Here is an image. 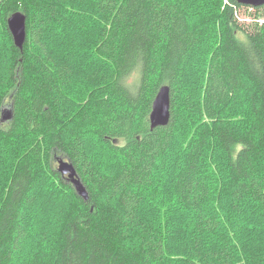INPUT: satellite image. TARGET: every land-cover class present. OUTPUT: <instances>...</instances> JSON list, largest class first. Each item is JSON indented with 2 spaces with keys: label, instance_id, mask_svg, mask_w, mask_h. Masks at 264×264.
Wrapping results in <instances>:
<instances>
[{
  "label": "trees",
  "instance_id": "1",
  "mask_svg": "<svg viewBox=\"0 0 264 264\" xmlns=\"http://www.w3.org/2000/svg\"><path fill=\"white\" fill-rule=\"evenodd\" d=\"M194 1L0 0V117L4 105L13 107V119L0 125V264H11L32 236L42 244L30 264H232L230 246L246 250L252 263L264 256V240L248 252L264 239V24L243 28L237 11L255 8L236 0H206L207 11L192 16ZM66 6L101 23L80 51L85 63L99 64L85 78L99 88L79 83L89 92L80 100L71 91L77 68L58 63L45 41ZM17 12L27 16L23 51L8 27ZM210 14L221 19L220 42L208 43L207 57L198 59L201 75L187 79ZM164 85L171 87V122L152 130L153 102ZM245 103L251 122L243 127L230 118ZM180 124L189 140L176 165ZM87 137L120 157L117 165L91 158ZM212 149L222 153L223 175L207 166ZM55 154L73 163L88 201L59 165L53 168ZM170 161L187 230H174L169 243L168 230L143 219L141 209L153 204L148 188ZM47 183L51 200L35 204L36 188ZM216 196L223 201L216 204ZM52 203L62 221L49 235L42 224ZM34 204L38 216L29 228L26 209ZM187 236L196 237L190 248Z\"/></svg>",
  "mask_w": 264,
  "mask_h": 264
},
{
  "label": "rangeland",
  "instance_id": "2",
  "mask_svg": "<svg viewBox=\"0 0 264 264\" xmlns=\"http://www.w3.org/2000/svg\"><path fill=\"white\" fill-rule=\"evenodd\" d=\"M210 4L209 1L206 0H195L191 5V13L192 16L201 14L204 10L207 11V7ZM228 2L224 1V5H227ZM67 6L61 12V19L63 21L61 23L55 22L54 26L47 29L45 32V41L53 55L55 56L56 60L60 64H70L72 68H77L74 71V74L71 77V81L74 84V87L71 89L73 92L72 99L76 98L80 100L86 93L78 89V84L81 82H85L86 85L89 87V91L93 89H98L97 87H93L90 82H88L85 78L91 73L95 72L99 68V64L97 62L95 66H90L88 63H85L84 60L80 57L81 50L84 49V42H91L97 36L99 29L101 27V23L99 21V17L97 15H92V21L88 22L86 17L77 16V14L73 13ZM239 16L236 18L239 19L240 24L243 28L247 29V31H255V29L264 24V10L258 9H250V8H242L239 10ZM213 21L212 16L210 14V18L202 23V28L205 33L202 35L201 42L198 48L195 49L194 54H197L195 61L190 60V70H188V76L185 77L187 79H195L197 76L201 75V70L199 68L198 59L206 58V48L208 43L212 45L218 46L221 33H222V22L220 17H217ZM83 25L82 29H78V26ZM96 28H99L98 31H94ZM91 58H95V56L90 53ZM137 79V76H131L127 79L128 83H132ZM73 102L71 101V104ZM8 104V103H7ZM249 107L248 104H244V106H240L237 109H233L231 121L239 126H246L251 122L250 113L247 110ZM251 109V107H250ZM256 114V112H255ZM230 121V120H229ZM191 124V119H188V125ZM193 130H190V139L193 135ZM189 139H183V128L180 124L178 134L175 140V148L181 149L182 151L177 152L174 156H178L177 161L174 162L177 165L179 157L184 154L183 148L186 146ZM86 146L89 149V155L91 158L96 159L104 164L115 166L120 161V157L114 154L112 151L108 150L107 148L103 147V145L93 137L86 138ZM182 152V153H181ZM222 153L218 150H211L209 156L207 158V166L212 165L213 169L217 171L220 175H223L225 172V163L223 158L221 157ZM54 159L56 157H61L60 154H55ZM170 155V160H171ZM53 159V160H54ZM4 160V159H2ZM52 166L53 168H57L58 160H55ZM168 161V159H167ZM99 163V162H96ZM180 163V162H179ZM178 163V166H179ZM175 166L173 162L170 161V167L168 164H164L163 175H158L153 183V186L148 188L149 192L154 195L155 200L153 204L144 203L141 209V216L143 219L147 220L151 224L155 225L156 227H163L168 230V238L169 243L173 242L174 233L180 231H186V222L184 213H187L184 207H181L178 202L176 201L175 197L173 196V192L171 190V185H173V178H174V169L172 168ZM177 166V168H178ZM170 169V172H169ZM169 173V174H168ZM5 179V171L0 172V180ZM49 184L47 183L45 188L39 186L36 188L34 192V196L37 204L40 200L48 197L51 200V193L47 189ZM215 203H219L223 201V199L219 198L218 196L215 197ZM34 204V205H35ZM37 207L38 205L28 207L26 209V219L25 223L28 227H33L34 223L32 221V217H37ZM253 211H260L257 207H252ZM62 221L56 215V207L54 203H52L44 216V221L42 224V228L46 232L48 230L49 235L59 226L60 222ZM178 221V222H177ZM40 228V227H39ZM196 237H186V244L187 247H191L192 241ZM264 239H255L251 242L248 248V252L250 255L254 252V248H260L259 243ZM42 243L39 241L38 236L27 237L23 243L22 248L18 253H16L14 260L11 264H30L32 255L35 253L34 251L41 245ZM34 246V247H33ZM38 246V247H37ZM232 251V264H256L257 258L252 262H249L247 257L244 256V251L242 249L236 250V248H230ZM247 252V254H248ZM200 257L202 255H198ZM264 259V256L258 260V264L260 261ZM170 263V259H169ZM231 264V263H230Z\"/></svg>",
  "mask_w": 264,
  "mask_h": 264
},
{
  "label": "water",
  "instance_id": "3",
  "mask_svg": "<svg viewBox=\"0 0 264 264\" xmlns=\"http://www.w3.org/2000/svg\"><path fill=\"white\" fill-rule=\"evenodd\" d=\"M242 5H250L255 8L263 7L264 0H237ZM8 27L13 36L15 46L21 51L24 49V45L27 39V16L25 13L17 12L8 19ZM13 119V107L9 104L4 105L1 109L0 125L10 122ZM171 122V87L164 85L160 88L154 103L152 112L150 115L151 129L154 130L159 127H166ZM58 160V171L71 180L74 184L78 195H80L85 201L89 200V194L79 180L76 168L73 163L61 156L56 157Z\"/></svg>",
  "mask_w": 264,
  "mask_h": 264
},
{
  "label": "bare ground",
  "instance_id": "4",
  "mask_svg": "<svg viewBox=\"0 0 264 264\" xmlns=\"http://www.w3.org/2000/svg\"><path fill=\"white\" fill-rule=\"evenodd\" d=\"M237 1V0H236ZM238 3V2H237ZM238 4H240V3H238ZM240 5H242V4H240ZM242 6H248V7H252V8H255V7H253V6H250V5H242ZM255 9H257V8H255ZM236 15H237V17L239 16V14H238V11H237V13H236ZM154 103V102H153ZM153 108V107H152ZM151 125V124H150ZM59 168V167H58ZM59 172V171H58ZM78 175V174H77ZM64 176V175H63ZM64 177H66L68 180H70L69 178H68V175H66V176H64ZM79 178V177H78ZM71 181V180H70Z\"/></svg>",
  "mask_w": 264,
  "mask_h": 264
},
{
  "label": "flooded vegetation",
  "instance_id": "5",
  "mask_svg": "<svg viewBox=\"0 0 264 264\" xmlns=\"http://www.w3.org/2000/svg\"><path fill=\"white\" fill-rule=\"evenodd\" d=\"M6 105H7V104H6ZM6 105H5V106H6Z\"/></svg>",
  "mask_w": 264,
  "mask_h": 264
}]
</instances>
